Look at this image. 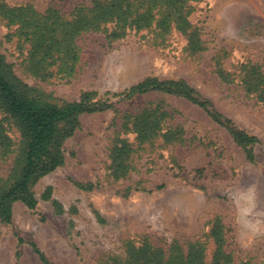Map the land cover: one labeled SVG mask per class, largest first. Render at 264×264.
Wrapping results in <instances>:
<instances>
[{
    "label": "rangeland",
    "instance_id": "rangeland-1",
    "mask_svg": "<svg viewBox=\"0 0 264 264\" xmlns=\"http://www.w3.org/2000/svg\"><path fill=\"white\" fill-rule=\"evenodd\" d=\"M92 1L0 0V7L32 6L40 14L55 8L70 17L77 5ZM190 22L201 52L190 51L176 29L161 45L152 32L113 43L104 34H86L77 40L75 72L56 67L43 80L28 68L29 45L0 13V54L19 79L58 106L85 94L111 106L79 117L63 145L65 163L33 189L37 208L18 202L12 222H0V264H141L138 255L147 249L168 259L195 248L204 251L206 264L218 254L221 264H264V101L258 98L264 91V0H202L192 5ZM253 74L258 87L249 92L245 81ZM148 78L185 81L237 129L257 137L255 163L225 128L185 99L157 92L120 96ZM145 116L163 130L142 143L137 132ZM0 121L13 144L10 154L0 150V186H8L22 140L1 110ZM165 133L174 141L165 142ZM124 142L133 150L129 168L116 175L113 153Z\"/></svg>",
    "mask_w": 264,
    "mask_h": 264
},
{
    "label": "trees",
    "instance_id": "trees-1",
    "mask_svg": "<svg viewBox=\"0 0 264 264\" xmlns=\"http://www.w3.org/2000/svg\"><path fill=\"white\" fill-rule=\"evenodd\" d=\"M202 0H93L90 4H79L70 17L50 8L45 14L38 13L32 6L19 8L0 7V13L8 26L17 27L18 38L29 45L28 68L36 77L45 80L54 68L63 69L70 75L75 72L80 58L78 38L86 34H104L109 43L128 37L131 33L150 32L161 45L164 38L176 29L183 34L190 51L203 50L201 36L190 22L192 5ZM257 78L250 75L245 81L249 92H254ZM161 93L178 97L203 109L213 122L225 128L235 143L247 150V159L255 163V146L259 140L235 127L232 120L216 111L211 102L202 99L199 93L185 81H160L148 78L127 90L124 99H132L150 93ZM264 101V91L258 96ZM111 106L90 102L88 94L82 100L64 103L62 106L47 101L44 94L29 87L19 79L13 66L0 54V110L18 128L21 134V148L18 152L16 174L8 186H0V222L10 224L13 220V206L20 202L35 210L38 201L33 193L37 183L55 172L65 163L63 145L73 136L79 124V117L101 113ZM163 128L145 116L138 127V138L142 143L159 137ZM165 142H172V134L160 135ZM13 144L6 135L0 121V150L3 154L12 152ZM129 144L123 143L113 153L115 174L125 173L132 154ZM15 170V169H14ZM119 177V176H117ZM92 190V185L79 186ZM164 185L155 190H163ZM153 192V191H151ZM43 198L48 199L47 193ZM220 241L219 230L213 232ZM23 243L22 240H20ZM42 263H48L44 254L32 245ZM139 252H142L140 250ZM141 264H206L204 251L193 249L187 256L178 253L165 259L163 252L147 249L138 255ZM224 256L218 254L211 264H221Z\"/></svg>",
    "mask_w": 264,
    "mask_h": 264
}]
</instances>
